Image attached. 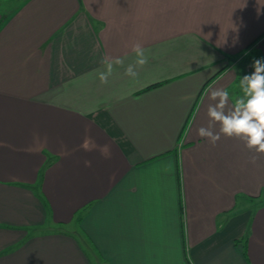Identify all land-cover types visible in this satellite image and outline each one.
Instances as JSON below:
<instances>
[{"label":"crops","instance_id":"0c3cea01","mask_svg":"<svg viewBox=\"0 0 264 264\" xmlns=\"http://www.w3.org/2000/svg\"><path fill=\"white\" fill-rule=\"evenodd\" d=\"M255 59L264 0H0V264H264V153L197 134Z\"/></svg>","mask_w":264,"mask_h":264},{"label":"clouds","instance_id":"9594fccd","mask_svg":"<svg viewBox=\"0 0 264 264\" xmlns=\"http://www.w3.org/2000/svg\"><path fill=\"white\" fill-rule=\"evenodd\" d=\"M135 55L134 63H130L124 70L129 77H136L137 67H142L148 62L146 50L138 43L132 46ZM126 57H115L103 59V71H97V77L101 84H107L112 75L114 65L123 66ZM251 67L254 69L249 74L243 75L239 80L241 95L235 98L229 106L230 93L227 89L214 88L209 91L210 103L207 107L209 123L207 127L197 129L198 136L207 138L210 143L215 144L221 138L236 137L242 140L245 146L264 153V61L253 60ZM213 125H218L217 131H212ZM107 156V148L102 150Z\"/></svg>","mask_w":264,"mask_h":264},{"label":"rangeland","instance_id":"374dc122","mask_svg":"<svg viewBox=\"0 0 264 264\" xmlns=\"http://www.w3.org/2000/svg\"><path fill=\"white\" fill-rule=\"evenodd\" d=\"M67 226H69V225H67Z\"/></svg>","mask_w":264,"mask_h":264}]
</instances>
